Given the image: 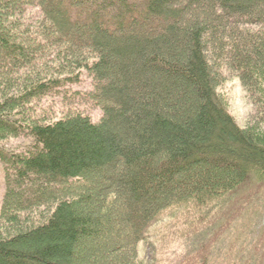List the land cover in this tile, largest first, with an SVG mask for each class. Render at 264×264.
Wrapping results in <instances>:
<instances>
[{
	"label": "trees",
	"instance_id": "16d2710c",
	"mask_svg": "<svg viewBox=\"0 0 264 264\" xmlns=\"http://www.w3.org/2000/svg\"><path fill=\"white\" fill-rule=\"evenodd\" d=\"M21 135L26 152L0 145V264H164L201 213L264 186V0H0V142Z\"/></svg>",
	"mask_w": 264,
	"mask_h": 264
},
{
	"label": "rangeland",
	"instance_id": "374dc122",
	"mask_svg": "<svg viewBox=\"0 0 264 264\" xmlns=\"http://www.w3.org/2000/svg\"><path fill=\"white\" fill-rule=\"evenodd\" d=\"M139 31L135 28L131 34L139 35L141 33ZM118 45L119 43H115L113 47L117 48ZM113 77L111 75L109 78L113 79ZM93 83L92 77L84 72L80 82L72 84L70 89L86 92L93 88ZM224 90L232 97V113L238 124L244 125L250 108L243 97L238 80L230 77ZM59 100L55 97L56 109H59L57 106L60 105ZM79 102L80 107L93 119L100 118L102 112L99 107L88 104L85 100ZM118 131L115 132L118 133ZM31 142L32 139L28 136L21 135L8 138L0 142V145L8 150L26 152ZM5 191L4 165L0 159V210ZM165 195L167 196V192L164 191L163 196ZM200 215L201 219L194 223V227L197 228L195 233L165 248L164 252L161 247L157 248V256L164 264H180L203 247L206 248L205 252L208 249L210 264H264V186L258 180L252 179L251 182ZM118 226L111 232H116L120 238L124 234V228L121 229ZM183 226L184 224L181 225ZM156 235L154 234L153 239H156Z\"/></svg>",
	"mask_w": 264,
	"mask_h": 264
}]
</instances>
